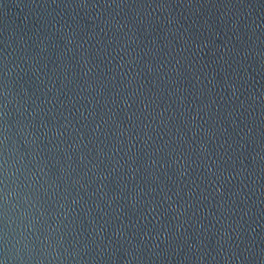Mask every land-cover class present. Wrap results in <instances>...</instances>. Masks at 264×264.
Wrapping results in <instances>:
<instances>
[{
	"label": "water",
	"instance_id": "obj_1",
	"mask_svg": "<svg viewBox=\"0 0 264 264\" xmlns=\"http://www.w3.org/2000/svg\"><path fill=\"white\" fill-rule=\"evenodd\" d=\"M0 264H264V0H0Z\"/></svg>",
	"mask_w": 264,
	"mask_h": 264
}]
</instances>
